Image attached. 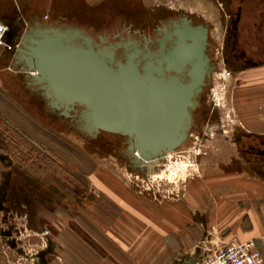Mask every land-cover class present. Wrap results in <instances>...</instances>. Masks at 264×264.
Returning a JSON list of instances; mask_svg holds the SVG:
<instances>
[{
    "label": "rangeland",
    "instance_id": "rangeland-1",
    "mask_svg": "<svg viewBox=\"0 0 264 264\" xmlns=\"http://www.w3.org/2000/svg\"><path fill=\"white\" fill-rule=\"evenodd\" d=\"M55 4L58 13L50 14L51 19L75 20L89 27L104 26L109 29H121L126 24L140 29L144 25H155L163 16L176 13L189 14L202 20L206 17L202 9L199 10L203 0H55ZM20 20H27V17H20ZM221 52L219 43L215 42L212 56L217 62V70L201 99L206 119L191 130L188 139L180 147L172 152H163L152 167L125 160L121 153L120 146L124 144L120 135L102 133V141H91L66 123L57 124L38 111V101L31 97L23 74L19 76L20 81L16 79L11 82L13 107L3 105L9 117L0 111L3 115L0 128L8 133L13 131L19 147L15 149L6 141L7 146L0 149L3 158L0 169L10 172L15 167L26 172L44 187L56 189V194L52 192L51 200L60 202L53 204L56 211L52 213L41 207L36 208L35 214L40 215L41 220L38 224L34 221L32 227L26 224L29 213L24 207H21L23 212L19 211L20 215L15 213L21 216L20 219L0 212V264H43L47 249L50 245L55 247L49 238L65 226L75 231L77 229L76 232L81 236V230L75 223L67 221L69 217L75 219L79 215L81 207L77 203L75 208L72 207L74 200L81 203L83 198L84 203L93 209L101 206L115 216L122 209L118 204L116 210L113 209L114 201H117L115 194L156 203L163 201L164 204L179 201L186 205L188 182L204 181V169L210 167L209 158L217 159L212 164L220 168L219 159L222 155L225 157L233 152V156L239 160H232L231 168H241L242 151L237 141L243 132L249 133L241 126L239 114L234 112V105L239 100L236 95L239 84L234 73L236 69L224 63V58L219 54ZM4 136L8 135L4 133ZM223 139H228L232 145L221 144ZM26 152H31L34 159L27 157ZM71 182L74 188H71ZM76 189L78 194L74 191ZM50 221L55 226H50ZM194 227L195 231L192 228V234L185 236L181 226L178 237L180 255L195 253L199 260L208 250L202 224ZM44 228L46 234L42 233L41 229Z\"/></svg>",
    "mask_w": 264,
    "mask_h": 264
},
{
    "label": "crops",
    "instance_id": "crops-1",
    "mask_svg": "<svg viewBox=\"0 0 264 264\" xmlns=\"http://www.w3.org/2000/svg\"><path fill=\"white\" fill-rule=\"evenodd\" d=\"M56 6L55 0H0V22L9 28L6 40L19 45L12 50L0 47V111L5 115L3 105L13 107L14 102L10 97L11 82L19 80L21 74H35L27 68L24 53L30 43H25V39L51 29L65 32L64 25L57 27V23L66 20L49 18L58 13ZM199 8L206 16L203 21L210 29L213 46L219 43L224 63L228 64L226 58H230L237 64L234 73L239 82V100L234 112L249 133L243 132L237 141L242 167L231 168L232 160H239L233 152L222 155L220 168L212 164L217 159L209 158L204 181L188 182L186 205L115 194L113 209L117 204L122 208L115 216L101 206L93 209L84 203L75 219H67L75 223L82 235L65 226L49 236L55 247L50 245L45 252L44 264H194L199 256L180 255L178 237L181 226L185 236H189L190 229L195 231L194 225L199 223L208 251L231 242L254 240L264 256V164L246 152L250 144L264 150V0H203ZM23 16L27 20H20ZM78 27L88 34L92 31ZM77 39L76 43L83 42ZM230 48L235 50H226ZM221 144L232 142L223 139Z\"/></svg>",
    "mask_w": 264,
    "mask_h": 264
},
{
    "label": "water",
    "instance_id": "water-1",
    "mask_svg": "<svg viewBox=\"0 0 264 264\" xmlns=\"http://www.w3.org/2000/svg\"><path fill=\"white\" fill-rule=\"evenodd\" d=\"M32 35L25 39L29 45L23 43L26 63L50 102L58 107L81 106L90 131L128 137L135 164L152 167L163 152H172L187 140L191 111L197 106L208 69L205 45L200 47L195 41V46L186 45L180 51L181 64L186 65L192 53L190 59L197 58L191 79L184 82L163 75L165 62L142 67L139 50L116 61L115 51L98 49L80 32L51 29ZM79 37L80 44L75 42ZM170 69L174 68L168 62L166 70Z\"/></svg>",
    "mask_w": 264,
    "mask_h": 264
},
{
    "label": "flooded vegetation",
    "instance_id": "flooded-vegetation-1",
    "mask_svg": "<svg viewBox=\"0 0 264 264\" xmlns=\"http://www.w3.org/2000/svg\"><path fill=\"white\" fill-rule=\"evenodd\" d=\"M36 18L37 20H39V17ZM55 21L58 20L56 19ZM62 25H64L63 29L65 30V32H68L70 34H75V31L79 30V32H81V34L85 37L89 38V36H91L93 44L100 50L107 49L109 52L115 51L116 61H124L127 58V55L135 53L139 50V59L141 61L142 67L147 65L148 63H153L154 65L159 66L158 62H165V65L163 66V75L165 77L176 76L184 82H188L191 79L193 66L197 62V58H195L194 56V58L190 59L192 54L194 53H192L193 50L189 48L187 50L189 52L192 51V54L188 56L190 58L187 60L186 65L181 64L179 63L180 51L185 49L189 45L195 46V41L199 43L200 47H203L205 45L203 55L204 58L209 59L208 69L204 79L203 90L197 98V106L191 111L193 117L191 130L196 129V127L200 126L201 122L206 119L207 115L203 110L204 103L201 99L204 97L206 90L211 84L212 75L217 70V62L212 56V50L214 46L210 39V29L202 19H196L195 17L185 13H176L163 16L157 21L155 25H144L140 29H134L131 24L123 25L121 29H109L108 27L104 26H102L103 28L99 26L89 27L87 25L80 24L75 20H66L63 23H59L58 21L57 27H60ZM78 25L91 29L92 31L89 32L90 35L83 30H80ZM204 30L206 31V40L203 39ZM30 33L32 34L33 31ZM42 33L43 32H39L38 34ZM79 39L80 38H78L77 40ZM226 50L233 51L235 49L230 48ZM226 59L228 61V65L235 69L237 64L231 61L230 58ZM168 62L173 65V70H166ZM27 68L29 67L27 66ZM16 74H18L19 76V73ZM29 76L30 77L24 74V83L30 90V95L34 99V101H38V105L40 108L38 109V111H42L44 115L49 116V118L53 119V121H55L57 124L66 123L74 131H76V133L91 141L101 140L100 138L102 133L114 134L100 130L90 131L87 128L86 123L84 122V111L81 106L71 105L70 107H58L56 105H53L50 102L46 91L42 88L41 84L35 78V74H31ZM2 116V113H0L1 125L3 123ZM7 116L9 117V114H7ZM191 130L188 133V137L191 134ZM6 131L0 128V149L7 146L6 141H9L15 147V149H18L19 141L15 137V133L13 131H9V133L8 131ZM4 133L8 136L5 137ZM120 137L123 139L122 143L124 144L123 146H120L122 157L131 163H135V158L128 151L129 138L123 135H120ZM246 152L258 157L260 162L264 164L263 149L250 144L246 149ZM17 153L19 154L18 151ZM25 154L27 157L34 159L31 152H26ZM1 159L3 158L0 156V161ZM8 171L5 172L3 169H0V212L3 215L12 214L11 216H15L17 219H20L21 216L19 217L18 214L20 215L19 211L23 212L21 210V207H24L26 213H29L27 215L26 224L29 227H32L34 221H36V223L38 224L41 220L40 215L35 214L37 213V211L35 210L36 208H44V210L48 213L56 211L55 209H53V204H57L60 201L52 202L51 200L52 192L55 193L56 189L52 190L49 186L47 188L44 187L39 180L33 178L24 171H20V169L18 168L14 167L13 171ZM69 184L71 185L72 182ZM72 185L71 188H74V186ZM74 191L76 194H78L77 189ZM65 200L67 199L65 198ZM81 201V203H78L79 201L74 200L72 202V207L75 206V203H77L78 205H83V198H81ZM15 213L18 214L15 215ZM41 230L46 234L45 228ZM49 233L50 232L48 231L47 234ZM10 236L11 235H9V237Z\"/></svg>",
    "mask_w": 264,
    "mask_h": 264
},
{
    "label": "built area",
    "instance_id": "built-area-1",
    "mask_svg": "<svg viewBox=\"0 0 264 264\" xmlns=\"http://www.w3.org/2000/svg\"><path fill=\"white\" fill-rule=\"evenodd\" d=\"M9 28L0 22V47L12 50L13 45L6 40ZM194 264H264V256L254 240L231 242L208 251Z\"/></svg>",
    "mask_w": 264,
    "mask_h": 264
},
{
    "label": "trees",
    "instance_id": "trees-1",
    "mask_svg": "<svg viewBox=\"0 0 264 264\" xmlns=\"http://www.w3.org/2000/svg\"><path fill=\"white\" fill-rule=\"evenodd\" d=\"M42 162V161H41ZM58 174H60V173H58Z\"/></svg>",
    "mask_w": 264,
    "mask_h": 264
}]
</instances>
